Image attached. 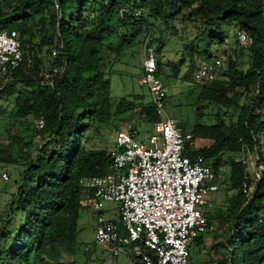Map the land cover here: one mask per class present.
<instances>
[{
	"label": "trees",
	"instance_id": "1",
	"mask_svg": "<svg viewBox=\"0 0 264 264\" xmlns=\"http://www.w3.org/2000/svg\"><path fill=\"white\" fill-rule=\"evenodd\" d=\"M122 7L142 8L166 22L178 17L195 22L197 44L193 48L189 43L187 51L198 58L211 57L213 48L225 45L230 29L236 37L243 31L252 38L245 68L223 49L226 69L207 85H198L200 101L229 115L230 123L218 112L215 124H197L191 131L194 139L206 142L188 147L185 154L201 155L216 178L223 153L235 155L240 139L254 145L264 131V0H0V30H16L29 48L37 47L33 40L39 31L41 47L58 49L52 63H66L53 83L43 79L40 57L30 67L22 64L0 73V98L12 96L15 109L0 143V162L22 168L0 227V264H60L61 250L74 251L78 214L90 197L79 179L105 174L112 163L111 151L97 146L105 124L122 113L127 120L136 108L149 122L159 120L141 94L111 100L104 61L111 51L116 56L122 52L138 29L148 25L140 19L143 13L120 15ZM159 63L157 59V69ZM190 66H195L193 58ZM7 74L10 79L2 84ZM39 117L41 128L32 125ZM36 134L41 140L34 144ZM244 177V166L232 159L228 190L234 193L223 208L205 211L206 231L214 223L219 229L209 248L220 253L214 264H264V222L259 221L264 175L250 194L241 191ZM203 234L193 236L191 244L204 245Z\"/></svg>",
	"mask_w": 264,
	"mask_h": 264
},
{
	"label": "built area",
	"instance_id": "2",
	"mask_svg": "<svg viewBox=\"0 0 264 264\" xmlns=\"http://www.w3.org/2000/svg\"><path fill=\"white\" fill-rule=\"evenodd\" d=\"M57 7V4H55ZM142 8L122 7L120 15L131 13L140 16ZM241 44L249 45L252 38L238 31ZM146 44V41H145ZM62 47V45H60ZM142 73L138 83L145 87L152 105L159 116L152 132L143 141L139 139L134 116L124 122L116 134L115 149L111 151L109 171L102 175L86 176L79 184L89 191L92 208L96 211L95 243L112 246L114 256L124 253L134 264L131 256L141 264H193L189 246L192 237L206 231V208L211 206L208 193L219 187L215 174L201 155L185 154L194 146V135L186 131L173 117L165 116L167 89L155 75L156 54L145 46ZM58 49L50 50V61L42 72L44 80L62 75L66 63H52ZM36 46L29 48L14 29L0 30V73H8L19 66L30 67L39 57ZM226 69L220 56L200 57L192 71V78L199 86L213 81ZM41 128L44 120L36 119ZM253 140L256 141L254 135ZM240 150L233 156L234 162L244 166L246 177L241 182L243 194H249L251 182L264 175V131L258 142L251 146L239 140ZM252 169V174L247 171ZM2 178L8 180L6 172ZM117 202L121 222L106 218L101 211L105 202ZM264 222V214L259 218Z\"/></svg>",
	"mask_w": 264,
	"mask_h": 264
},
{
	"label": "rangeland",
	"instance_id": "3",
	"mask_svg": "<svg viewBox=\"0 0 264 264\" xmlns=\"http://www.w3.org/2000/svg\"><path fill=\"white\" fill-rule=\"evenodd\" d=\"M146 20L147 26L138 29L139 32L130 40L129 44L124 46L123 51L116 56L111 51V55L104 61L103 69L105 76L110 82L111 100L116 102L121 97L126 96L132 99L133 94L143 95L144 105L150 104V97L145 87L138 83L141 74L142 60L145 53V46L154 49L156 60H159V67L155 75L163 82L167 89L165 99V116L175 118L186 131H192L197 124L211 125L218 121L217 113L219 112L226 124L230 123L229 115L223 116V111L213 104H207L199 99L200 87L192 78V71L195 66H190V59L193 58L196 64L198 57L196 53L187 51V45L192 43L194 48L197 42H193L194 36L197 34L198 28L195 22L188 21L182 17L175 18L168 22L149 15L146 11L140 17ZM234 30L228 32L225 45H217L211 50L212 56L223 57L222 51L226 49L231 57V61L240 67H246L248 61L247 45L241 44ZM236 34V33H235ZM41 33L38 31L33 42L39 48V57L45 68L50 61V46H40ZM146 41V44H145ZM159 48V52H157ZM225 67L226 61L222 58ZM228 62V65L231 64ZM4 76V75H2ZM10 79L9 75H5L2 84ZM202 105L200 108H198ZM124 114H119V120L107 122L102 135L97 139V146L107 148L112 151L115 149L116 134L120 128L124 126L125 120H122ZM133 116L136 119V127L140 140H147L152 132L153 122H149L144 114L138 108L135 109ZM15 109L13 107V97L3 96L0 98V143L3 142V133L10 121L14 122ZM32 120L30 117L28 118ZM36 121V120H35ZM32 121V125L36 124ZM15 124V123H14ZM34 144L40 142L41 138L38 134L33 136ZM204 139H195L194 147L203 145ZM233 153H223L220 157L219 169L216 175L218 189L208 193V199L211 206L206 208V212L213 213L212 210L223 208L227 199L234 193V190H228L230 164L233 159ZM22 168L17 164L0 162V227L8 214V207L14 200L16 191V183L20 180ZM252 174V169L247 168ZM6 172L8 180L2 178V173ZM254 182H251L250 193L253 189ZM249 193V194H250ZM83 206L79 211L77 226L78 232L75 239L74 251L69 253L61 250L60 264H130V259L124 253L116 256L112 253V246L106 243H95L96 229V211L88 199L83 200ZM119 205L117 202H105L101 211L111 221L121 222L119 213ZM218 224L214 223L211 228L207 227V231L203 234L204 245L196 246L190 244V259L193 264H214L220 253L210 252L209 248L213 240V236L218 233ZM215 241V240H214ZM134 264H141L140 261L131 256Z\"/></svg>",
	"mask_w": 264,
	"mask_h": 264
}]
</instances>
